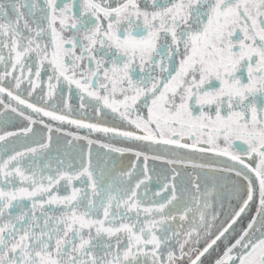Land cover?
Here are the masks:
<instances>
[{
  "label": "snow or ice",
  "instance_id": "obj_1",
  "mask_svg": "<svg viewBox=\"0 0 264 264\" xmlns=\"http://www.w3.org/2000/svg\"><path fill=\"white\" fill-rule=\"evenodd\" d=\"M0 106V264H264V0H0Z\"/></svg>",
  "mask_w": 264,
  "mask_h": 264
},
{
  "label": "flooded vegetation",
  "instance_id": "obj_2",
  "mask_svg": "<svg viewBox=\"0 0 264 264\" xmlns=\"http://www.w3.org/2000/svg\"><path fill=\"white\" fill-rule=\"evenodd\" d=\"M65 98H67V93ZM69 103H71L73 105L74 108H79V104H80V100H79V96L77 94H75V90L73 92V95L71 97V99L68 101ZM0 110H2V106H0ZM106 115L103 117V119L109 124V125H119L120 121L118 119H114L113 118V114L110 113L109 110L105 109L104 110ZM90 118L92 120L96 121V117L92 112V109L89 108L88 109ZM25 122H23L19 117L15 116V114H11V113H5V115L3 117H0V127L5 128V130L8 131H15L18 128L22 127L24 125ZM36 128L39 130L41 129L40 125H37ZM56 134H54V140H55ZM61 143H60V147L61 149H63L64 147V140L66 139H70V138H66V137H61ZM3 142H0V144H2ZM20 141H16V142H12L11 140L9 141V147L15 146L16 148L20 147ZM76 143V142H74ZM80 144H84L85 142L81 141L79 142ZM94 151L96 150V146L94 145ZM99 152L101 153L102 157L103 154L106 152L105 149H99ZM55 153H53L54 155ZM112 159L115 160L118 164V166H127L134 158L129 156V155H125L123 157H120L118 154H112ZM103 162V159L102 161ZM149 166H155L158 170L166 167L165 165L161 164L160 162H153V161H149ZM209 175H211V173H209Z\"/></svg>",
  "mask_w": 264,
  "mask_h": 264
},
{
  "label": "water",
  "instance_id": "obj_3",
  "mask_svg": "<svg viewBox=\"0 0 264 264\" xmlns=\"http://www.w3.org/2000/svg\"><path fill=\"white\" fill-rule=\"evenodd\" d=\"M92 122H96V121L95 120H92ZM64 127H65L66 131H76V129L74 127H69L67 125H65ZM80 134L81 135H87L88 133H87V130L86 129H81L80 130ZM92 138L93 139H98V138H101V137H100V134L93 133L92 134ZM141 150L148 151L149 154H156L155 152H153L152 150L147 149V148H143L142 147ZM249 215L250 216L255 215V206L253 207V211ZM246 222H247V218H246ZM210 253L211 254H206L205 255V258H203L205 264H214V259L216 258V253L215 252H211V250H210Z\"/></svg>",
  "mask_w": 264,
  "mask_h": 264
}]
</instances>
